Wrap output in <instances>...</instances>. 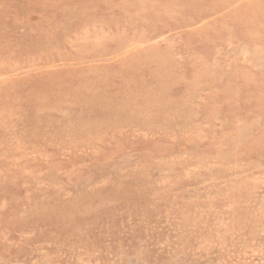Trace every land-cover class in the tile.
<instances>
[{
  "label": "rangeland",
  "instance_id": "1",
  "mask_svg": "<svg viewBox=\"0 0 264 264\" xmlns=\"http://www.w3.org/2000/svg\"><path fill=\"white\" fill-rule=\"evenodd\" d=\"M0 264H264V0H0Z\"/></svg>",
  "mask_w": 264,
  "mask_h": 264
}]
</instances>
